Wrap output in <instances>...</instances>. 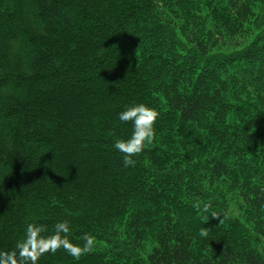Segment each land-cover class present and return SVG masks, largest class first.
Masks as SVG:
<instances>
[{
    "label": "trees",
    "instance_id": "trees-1",
    "mask_svg": "<svg viewBox=\"0 0 264 264\" xmlns=\"http://www.w3.org/2000/svg\"><path fill=\"white\" fill-rule=\"evenodd\" d=\"M64 221L38 264H264V0H0V252Z\"/></svg>",
    "mask_w": 264,
    "mask_h": 264
},
{
    "label": "clouds",
    "instance_id": "clouds-1",
    "mask_svg": "<svg viewBox=\"0 0 264 264\" xmlns=\"http://www.w3.org/2000/svg\"><path fill=\"white\" fill-rule=\"evenodd\" d=\"M159 113L144 104L132 106L119 114L121 122H131L133 132L128 140H117L114 148L123 155V166H135L133 157L139 156L147 145H151L155 139L154 125L159 117ZM216 219V214H212ZM44 225L29 223L26 228L25 237L17 242L15 250L0 252V264H38V260L45 254H55L63 250L71 257L79 260L81 256L90 253L95 246V238L90 234H85L82 239V246L75 245L68 239L70 231L67 221L57 223L54 226V234L45 237ZM200 235L206 237V228L200 230Z\"/></svg>",
    "mask_w": 264,
    "mask_h": 264
}]
</instances>
